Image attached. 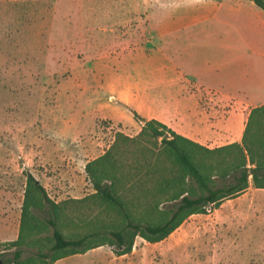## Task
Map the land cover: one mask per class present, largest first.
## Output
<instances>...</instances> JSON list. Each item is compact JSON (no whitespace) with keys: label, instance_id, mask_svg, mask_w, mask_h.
<instances>
[{"label":"rangeland","instance_id":"1","mask_svg":"<svg viewBox=\"0 0 264 264\" xmlns=\"http://www.w3.org/2000/svg\"><path fill=\"white\" fill-rule=\"evenodd\" d=\"M233 3L0 0L1 260L12 257L13 249L3 245L17 239L27 173L54 203L79 200L94 193L86 163L114 147L124 170L121 179L132 176L154 185V177L138 166L159 146L150 139L115 143L119 134L132 139L139 134L123 131L117 122L128 112L116 87L145 80L141 56L181 53L199 43L193 39L197 36L218 46L221 24L235 23ZM211 57H216L213 52ZM210 98L203 104L219 105ZM125 199L134 219L158 222L147 208L160 202L157 193ZM94 218L99 225L121 223L97 205H72L60 227L66 236L78 235L94 225ZM50 237L51 231L41 234L46 241L40 245L48 247ZM22 250V259L36 252L34 247ZM53 264H264V189L249 181L244 193L205 215L188 217L165 240L150 244L136 238L127 255L116 256L102 246Z\"/></svg>","mask_w":264,"mask_h":264},{"label":"trees","instance_id":"2","mask_svg":"<svg viewBox=\"0 0 264 264\" xmlns=\"http://www.w3.org/2000/svg\"><path fill=\"white\" fill-rule=\"evenodd\" d=\"M250 1L264 12V0ZM133 117L142 124L138 136L132 139L119 134L115 143L120 139L126 144L150 139L159 146L156 155L138 166L154 177V185L132 176L121 179L124 170L114 158V147L86 163L84 172L94 193L79 200L54 203L27 173L19 233L15 241L3 245L5 250L13 249L12 257L0 259V264H53L102 246H108L116 256H124L131 253L136 238L150 244L165 240L188 217L205 215L223 201L244 193L249 181L254 188L264 189V104L249 111L240 143L216 149L185 139L156 120H142L136 113ZM152 192L161 200L147 208L158 222L134 219L126 195L147 196ZM72 205H97L101 213L114 212L121 223L99 225L94 218V225L83 233L66 236L60 224ZM47 231H51L49 246L42 247L40 242L46 239L40 235ZM24 247H34L36 252L22 259Z\"/></svg>","mask_w":264,"mask_h":264},{"label":"crops","instance_id":"3","mask_svg":"<svg viewBox=\"0 0 264 264\" xmlns=\"http://www.w3.org/2000/svg\"><path fill=\"white\" fill-rule=\"evenodd\" d=\"M226 1L235 2V23L221 24L218 46L197 36L199 43L181 53L141 56L145 80L116 87L128 112L117 117L123 131L140 132L136 113L205 148L240 142L249 111L264 104V12L250 0ZM209 91L219 105L203 104Z\"/></svg>","mask_w":264,"mask_h":264},{"label":"built area","instance_id":"4","mask_svg":"<svg viewBox=\"0 0 264 264\" xmlns=\"http://www.w3.org/2000/svg\"><path fill=\"white\" fill-rule=\"evenodd\" d=\"M207 96H210L211 98L209 99L210 102H213L216 98H217V95H215L213 92H205L204 93V99L206 100L207 99ZM225 108H228V107H225Z\"/></svg>","mask_w":264,"mask_h":264}]
</instances>
